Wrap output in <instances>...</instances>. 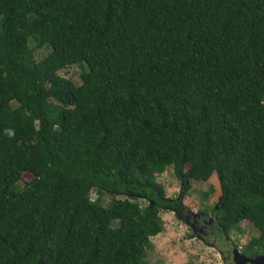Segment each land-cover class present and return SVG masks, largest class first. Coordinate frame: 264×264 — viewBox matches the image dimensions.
Masks as SVG:
<instances>
[{
  "label": "trees",
  "instance_id": "1",
  "mask_svg": "<svg viewBox=\"0 0 264 264\" xmlns=\"http://www.w3.org/2000/svg\"><path fill=\"white\" fill-rule=\"evenodd\" d=\"M170 167L264 255V0H0V264H150Z\"/></svg>",
  "mask_w": 264,
  "mask_h": 264
},
{
  "label": "rangeland",
  "instance_id": "2",
  "mask_svg": "<svg viewBox=\"0 0 264 264\" xmlns=\"http://www.w3.org/2000/svg\"><path fill=\"white\" fill-rule=\"evenodd\" d=\"M37 53L40 57L44 55V51H37ZM79 73L78 67H70L61 72L62 75L70 76L77 81H79ZM23 178L29 181L32 175L25 173ZM158 182L164 186L167 197L182 200L187 207L186 211L181 212L179 216L171 211L162 213L164 231L151 238L153 248L147 250L146 260L150 264L157 260L164 264H237L235 256L241 254L238 250L247 244L254 233L251 225L241 223L228 235L218 234L217 238L208 233L202 235L204 238L209 236L203 240L201 236L193 232L186 221L189 214L204 213L208 216H215L214 209L220 197L217 176L213 175L208 181L192 180L186 196L182 199L183 186L172 167L159 175ZM90 194L94 200L95 192L91 190ZM110 200V197H104L105 204ZM140 200L142 205H145L144 201ZM233 251L235 256H233Z\"/></svg>",
  "mask_w": 264,
  "mask_h": 264
},
{
  "label": "flooded vegetation",
  "instance_id": "3",
  "mask_svg": "<svg viewBox=\"0 0 264 264\" xmlns=\"http://www.w3.org/2000/svg\"><path fill=\"white\" fill-rule=\"evenodd\" d=\"M184 211L186 210H179L178 213H174L178 216V214ZM186 221L193 232L201 236L203 240H206L209 236L204 238L202 235H206L208 233L209 235L213 234L215 238H217L218 234H223L220 227V218L217 215L208 216L204 213L198 215L189 214Z\"/></svg>",
  "mask_w": 264,
  "mask_h": 264
},
{
  "label": "water",
  "instance_id": "4",
  "mask_svg": "<svg viewBox=\"0 0 264 264\" xmlns=\"http://www.w3.org/2000/svg\"><path fill=\"white\" fill-rule=\"evenodd\" d=\"M235 261L237 264H264V255L248 257L243 254H238L235 256Z\"/></svg>",
  "mask_w": 264,
  "mask_h": 264
}]
</instances>
